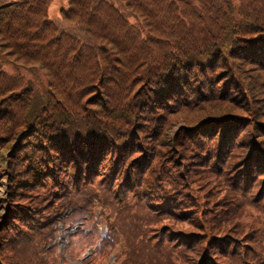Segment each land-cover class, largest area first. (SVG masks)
Masks as SVG:
<instances>
[{"label":"trees","instance_id":"16d2710c","mask_svg":"<svg viewBox=\"0 0 264 264\" xmlns=\"http://www.w3.org/2000/svg\"><path fill=\"white\" fill-rule=\"evenodd\" d=\"M197 162L211 163L196 169L201 186L213 183L239 210L255 206L247 189L264 181V0H0L1 243L42 224L52 197L110 204L106 194H121L132 174L159 211L186 221L190 206L179 203ZM168 163L176 180L158 170ZM200 187L202 207L209 189ZM217 206L173 242L197 244L199 264H264V206L238 251L219 249L227 238L211 232L225 216ZM139 237L165 262L176 250Z\"/></svg>","mask_w":264,"mask_h":264},{"label":"rangeland","instance_id":"374dc122","mask_svg":"<svg viewBox=\"0 0 264 264\" xmlns=\"http://www.w3.org/2000/svg\"><path fill=\"white\" fill-rule=\"evenodd\" d=\"M25 76L28 77V75H24L23 78ZM39 81L42 85H47L43 77ZM178 125L180 124L176 123L175 127ZM202 163L195 164L197 168L191 173V183L187 191H184L186 195L179 203L186 210V205L190 206L186 212H183L187 215L188 220L178 221L174 217H170L175 215V211H159L160 206L153 195L155 191L135 186L138 174L136 176L132 174L127 176L121 194H115V196L112 193L106 194L110 204L105 202L104 197L93 201L90 194L86 196V199L80 201L75 196L67 202L64 201L66 203L60 207L52 197L48 203L51 207L53 206V212L44 213L42 224L33 226L32 229L24 226L22 233L24 237L19 240L12 239L9 231L7 232L8 236L3 235L4 239L2 243L0 242V264H199L196 261L197 251L194 253L195 251L191 250L192 247L199 248V246L197 244H193L189 248L179 246L178 242L174 243L172 240L173 232L178 229H198L195 227L197 223L190 224L189 219L196 220L202 213L211 214V212L218 211V204H221L222 209H226L225 216H220V226L216 224L215 231L211 232L217 233L220 238L223 236L227 238L226 240L223 238L225 245L219 249L243 250L240 243L250 244V238L255 236L252 228L259 226L258 221L263 216L256 208L264 206V181L259 183L256 180L252 189H247L255 194V206L243 207L239 210L237 202H231L228 197L222 196L224 193L219 194L216 190L212 192L209 189L213 183L201 186L206 178L202 173H196V169L201 166L209 167L211 164L202 165ZM158 170L164 171L174 180L178 177V175H174L176 170L169 163L166 166H161ZM97 178L93 184L96 192L98 190ZM228 185L232 186L230 181ZM198 187H200V195L201 192L209 189L206 194L202 195L205 198L204 204H207L202 207L198 205L199 199L196 193ZM6 193L7 190L5 192V189L0 188V197L6 198ZM210 194H214L213 197L209 198ZM251 196L248 194L242 198V201L248 204ZM218 198L220 200L211 207L210 200ZM185 199H187L186 203L183 202ZM46 200V198H42L41 203L46 204ZM259 200H261L260 203ZM30 201L33 199L31 198ZM3 204L0 205V222L5 214ZM23 206L18 203L14 207ZM201 220V218L198 219V221ZM7 224L13 227L9 219ZM4 230L1 232L3 233ZM242 234L244 235L242 236ZM139 235L144 238L148 236L152 241H163L168 246L174 243L173 249L176 248L178 251L175 250L171 259L169 261L166 259L167 262H165L162 249L149 253L137 246L136 239L140 238ZM5 239L7 241H4ZM244 249L246 250L245 247Z\"/></svg>","mask_w":264,"mask_h":264}]
</instances>
